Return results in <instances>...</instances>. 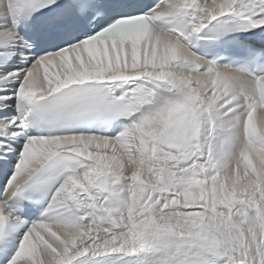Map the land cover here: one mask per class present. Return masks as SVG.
Segmentation results:
<instances>
[{"label":"snow or ice","instance_id":"snow-or-ice-1","mask_svg":"<svg viewBox=\"0 0 264 264\" xmlns=\"http://www.w3.org/2000/svg\"><path fill=\"white\" fill-rule=\"evenodd\" d=\"M0 264H264V0H0Z\"/></svg>","mask_w":264,"mask_h":264}]
</instances>
